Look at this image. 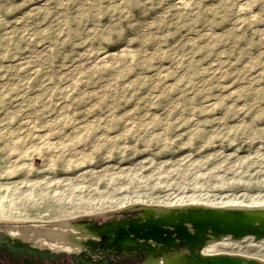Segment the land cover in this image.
<instances>
[{"label": "rangeland", "instance_id": "374dc122", "mask_svg": "<svg viewBox=\"0 0 264 264\" xmlns=\"http://www.w3.org/2000/svg\"><path fill=\"white\" fill-rule=\"evenodd\" d=\"M231 199L264 203V0H0L1 231Z\"/></svg>", "mask_w": 264, "mask_h": 264}, {"label": "water", "instance_id": "95a60500", "mask_svg": "<svg viewBox=\"0 0 264 264\" xmlns=\"http://www.w3.org/2000/svg\"><path fill=\"white\" fill-rule=\"evenodd\" d=\"M102 217L107 219H94ZM48 227L44 231L50 232L49 241L61 249L40 247L1 230L0 236L17 241L19 255L67 258L70 264H264L239 254L204 253L224 237L264 238V205L137 203Z\"/></svg>", "mask_w": 264, "mask_h": 264}, {"label": "flooded vegetation", "instance_id": "af4514ba", "mask_svg": "<svg viewBox=\"0 0 264 264\" xmlns=\"http://www.w3.org/2000/svg\"><path fill=\"white\" fill-rule=\"evenodd\" d=\"M106 219L100 220L103 221ZM18 246L17 241L3 239L0 236V264H70L67 258L61 260H40L37 257L31 258L25 255H19L17 249H20V247Z\"/></svg>", "mask_w": 264, "mask_h": 264}, {"label": "bare ground", "instance_id": "6f19581e", "mask_svg": "<svg viewBox=\"0 0 264 264\" xmlns=\"http://www.w3.org/2000/svg\"><path fill=\"white\" fill-rule=\"evenodd\" d=\"M194 197V196H193ZM187 198V197H186ZM195 199V198H194ZM124 200V199H123ZM188 200V199H187ZM27 201H28V199H27ZM136 201V200H135ZM226 201V200H225ZM187 203H199V204H206V203H202V202H196V201H189V202H176V203H172V204H158V205H164V206H171V205H175V206H179V205H183V204H187ZM252 203H254V204H252V205H264V203L263 202H252ZM8 204L10 205V201H8ZM228 204H232V205H246V204H244V203H240V202H238V201H235V200H229V202L228 203H225V204H222V206L223 205H228ZM9 205H7V203H5V202H3V201H0V208H8V207H10ZM249 205V204H248ZM124 206H126V205H124ZM118 208H120V207H118ZM114 209V208H113ZM116 209V208H115ZM9 210V209H8ZM1 213V212H0ZM7 213H9V212H7ZM48 216H50V215H48ZM59 216H61V215H59ZM2 219V218H1ZM23 220V219H22ZM55 222H57V221H51V222H49V225L51 226V225H53ZM15 229V228H14ZM18 229V228H17ZM13 231V230H12ZM20 231H21V233L22 234H24L23 235V238H29L28 237V232L30 231V229H24V230H21L20 229ZM7 232V231H6ZM49 236H50V232H45L44 230H42V229H40V228H36L35 230H34V232H33V236H32V240H36V244L38 245V246H40V247H46V245L44 244V240H49L48 238H49ZM223 244H226V242H225V240H221V241H218V242H214V243H212V244H210V247H213V248H215V247H219V246H221V245H223ZM58 249H61V247L59 248V247H56L54 250H58ZM64 249V248H63ZM205 251V250H204ZM204 253H206V254H214V253H207L206 251L204 252ZM225 253V252H224Z\"/></svg>", "mask_w": 264, "mask_h": 264}]
</instances>
